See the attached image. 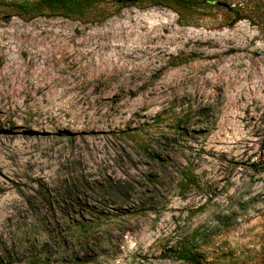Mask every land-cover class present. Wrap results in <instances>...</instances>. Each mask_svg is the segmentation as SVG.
<instances>
[{
	"label": "rangeland",
	"instance_id": "rangeland-1",
	"mask_svg": "<svg viewBox=\"0 0 264 264\" xmlns=\"http://www.w3.org/2000/svg\"><path fill=\"white\" fill-rule=\"evenodd\" d=\"M36 1L0 0V264H264V0Z\"/></svg>",
	"mask_w": 264,
	"mask_h": 264
},
{
	"label": "trees",
	"instance_id": "trees-1",
	"mask_svg": "<svg viewBox=\"0 0 264 264\" xmlns=\"http://www.w3.org/2000/svg\"><path fill=\"white\" fill-rule=\"evenodd\" d=\"M174 1L178 3L180 0ZM91 3L92 1L90 0H38L34 3L15 2L11 3V6L17 9L18 16L32 18L44 14L45 10L46 12L57 13L63 16L77 15L82 13L86 6ZM187 260L190 261V259ZM191 262L196 264L195 261Z\"/></svg>",
	"mask_w": 264,
	"mask_h": 264
}]
</instances>
